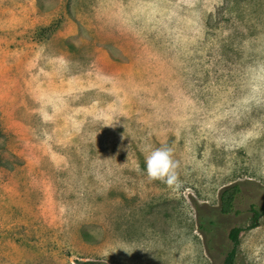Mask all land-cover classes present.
Returning <instances> with one entry per match:
<instances>
[{"label":"rangeland","instance_id":"obj_1","mask_svg":"<svg viewBox=\"0 0 264 264\" xmlns=\"http://www.w3.org/2000/svg\"><path fill=\"white\" fill-rule=\"evenodd\" d=\"M252 205L264 0H0V264H264Z\"/></svg>","mask_w":264,"mask_h":264},{"label":"trees","instance_id":"obj_2","mask_svg":"<svg viewBox=\"0 0 264 264\" xmlns=\"http://www.w3.org/2000/svg\"><path fill=\"white\" fill-rule=\"evenodd\" d=\"M240 192L237 184L230 185L221 190L219 194L220 201V212L222 214H228L233 210L234 201L236 195ZM251 223L248 229H252L258 226L259 219L264 216V207H255L254 205L250 208ZM244 230L243 227H233L228 234V239L231 243L229 250L227 251L222 264H235V260L238 253L239 236Z\"/></svg>","mask_w":264,"mask_h":264},{"label":"clouds","instance_id":"obj_3","mask_svg":"<svg viewBox=\"0 0 264 264\" xmlns=\"http://www.w3.org/2000/svg\"><path fill=\"white\" fill-rule=\"evenodd\" d=\"M174 169L169 149H156L146 157V172L150 179H160L171 186L177 182Z\"/></svg>","mask_w":264,"mask_h":264}]
</instances>
